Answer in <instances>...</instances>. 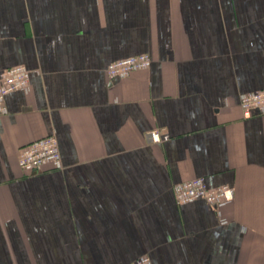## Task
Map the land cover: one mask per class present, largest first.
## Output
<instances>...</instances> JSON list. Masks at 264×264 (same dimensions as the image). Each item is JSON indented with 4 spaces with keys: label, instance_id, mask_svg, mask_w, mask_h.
Segmentation results:
<instances>
[{
    "label": "crops",
    "instance_id": "crops-1",
    "mask_svg": "<svg viewBox=\"0 0 264 264\" xmlns=\"http://www.w3.org/2000/svg\"><path fill=\"white\" fill-rule=\"evenodd\" d=\"M13 66L31 83L0 112V264H264V113L240 106L264 90V0H0V84ZM49 135L62 166L22 168ZM195 178L233 200L179 204Z\"/></svg>",
    "mask_w": 264,
    "mask_h": 264
},
{
    "label": "built area",
    "instance_id": "built-area-1",
    "mask_svg": "<svg viewBox=\"0 0 264 264\" xmlns=\"http://www.w3.org/2000/svg\"><path fill=\"white\" fill-rule=\"evenodd\" d=\"M153 58L149 53L135 55L129 58L112 62L107 66L106 72L110 78H125L134 71L149 68ZM31 83V71L25 66H13L5 70L1 76L0 84V112L6 109L5 98L10 93L23 90ZM240 106L246 118H250L255 111L264 113V90H258L244 95ZM155 142L168 140L170 136L160 130L151 132ZM19 164L30 171L40 170L46 165L54 168L62 166L61 150L58 138L49 135L33 141L23 147L19 154ZM176 200L185 204L193 200H205L211 204L222 201H231L234 198V189L229 186L211 188L204 178H195L182 182L174 189ZM133 264H154L150 256H143Z\"/></svg>",
    "mask_w": 264,
    "mask_h": 264
}]
</instances>
